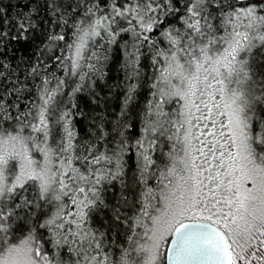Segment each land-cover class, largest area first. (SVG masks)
Masks as SVG:
<instances>
[{"label":"snow or ice","instance_id":"obj_1","mask_svg":"<svg viewBox=\"0 0 264 264\" xmlns=\"http://www.w3.org/2000/svg\"><path fill=\"white\" fill-rule=\"evenodd\" d=\"M0 264H264V0H0Z\"/></svg>","mask_w":264,"mask_h":264},{"label":"trees","instance_id":"obj_2","mask_svg":"<svg viewBox=\"0 0 264 264\" xmlns=\"http://www.w3.org/2000/svg\"><path fill=\"white\" fill-rule=\"evenodd\" d=\"M16 0H11V3H15ZM3 3L5 5L9 4V0H3ZM145 72L148 73L149 69L147 67V62L145 61ZM123 76V73L120 71V63H119V57L117 56L116 60L111 64V70L109 72V83L117 82L119 81ZM147 99V88L141 89L137 100L135 101V104L133 105V113L137 112L140 108L143 107L145 101ZM133 134H135V129L133 130ZM168 149L165 148L164 151H167ZM160 149H157L156 156L154 158L157 159V163L160 164ZM162 166V165H161ZM132 168V160H129V171H131Z\"/></svg>","mask_w":264,"mask_h":264},{"label":"rangeland","instance_id":"obj_3","mask_svg":"<svg viewBox=\"0 0 264 264\" xmlns=\"http://www.w3.org/2000/svg\"><path fill=\"white\" fill-rule=\"evenodd\" d=\"M182 133H183V129H181V134ZM181 147H182V145H180L179 143H177V145H176V151L179 152V150H180Z\"/></svg>","mask_w":264,"mask_h":264}]
</instances>
